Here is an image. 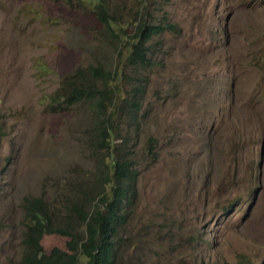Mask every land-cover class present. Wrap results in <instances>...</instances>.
<instances>
[{"label": "rangeland", "instance_id": "obj_1", "mask_svg": "<svg viewBox=\"0 0 264 264\" xmlns=\"http://www.w3.org/2000/svg\"><path fill=\"white\" fill-rule=\"evenodd\" d=\"M109 6L176 27L143 71L140 126L124 147L138 178L115 264H264V0ZM114 45L89 8L0 0V264L23 257L25 199L62 189L89 206L100 191L91 111L47 108L76 69L122 66ZM64 240L44 237V250Z\"/></svg>", "mask_w": 264, "mask_h": 264}, {"label": "trees", "instance_id": "obj_2", "mask_svg": "<svg viewBox=\"0 0 264 264\" xmlns=\"http://www.w3.org/2000/svg\"><path fill=\"white\" fill-rule=\"evenodd\" d=\"M93 10L105 26L112 44H116L122 66L109 72L100 65L78 69L70 75V89L61 96L50 95L47 111H67L80 100H88L95 111L91 144L103 155L98 167L100 191L86 206L89 197L64 202L65 191L58 189L57 199L49 202L33 197L23 202L24 253L20 264H115L118 252V230L124 225L127 208L135 194L137 168L134 158L123 145L134 136L140 123L141 95L145 96L151 69L150 41L154 36L174 29L169 23L147 24L145 18L134 20L111 13L112 0H65ZM115 46V45H114ZM153 62V63H152ZM42 65L38 71L45 72ZM126 71V72H125ZM68 77V76H67ZM130 89L124 91V87ZM45 100V98H44ZM101 117V118H100ZM114 121L116 125H107ZM123 130L126 132L124 133ZM114 140H120L118 144ZM81 190L77 191L78 193ZM65 239L62 246L44 250V237Z\"/></svg>", "mask_w": 264, "mask_h": 264}, {"label": "bare ground", "instance_id": "obj_3", "mask_svg": "<svg viewBox=\"0 0 264 264\" xmlns=\"http://www.w3.org/2000/svg\"><path fill=\"white\" fill-rule=\"evenodd\" d=\"M64 81V86H63V91L61 93H59L58 96H61L63 93H65L66 91H68L70 89V87L68 86L67 83L70 84V81L69 80H63ZM44 105V108H45V102L42 104ZM79 106H82L83 108H88L91 112L88 114V117L90 115H93L91 119L94 120L95 117L99 118V116H95V111L93 110V104L91 103V101H88V100H80V101H77L76 103H74V105H72V107H70V109H74L75 107H79ZM46 109V108H45ZM68 109V110H70ZM48 112V111H47ZM101 118V117H100ZM90 122V120H89ZM88 122V124H89ZM106 124L109 125H116V122L114 121H106ZM91 129L93 130L94 132V128H93V125L91 127ZM94 133L92 134V136L90 137V141L93 137ZM126 146V143L123 145V148ZM93 149V148H92ZM126 150V148H124ZM95 151V149H93ZM97 152V151H95ZM102 159H103V155H101L100 153H97L96 154V162H98L100 165L102 163ZM262 222V221H261ZM264 227V222H262V228Z\"/></svg>", "mask_w": 264, "mask_h": 264}, {"label": "clouds", "instance_id": "obj_4", "mask_svg": "<svg viewBox=\"0 0 264 264\" xmlns=\"http://www.w3.org/2000/svg\"><path fill=\"white\" fill-rule=\"evenodd\" d=\"M111 13H117V11H114L113 10V8H111ZM94 14L96 15V13L94 12ZM117 15H118V17H127V15H125V16H122L121 14H118L117 13ZM134 16V15H133ZM98 17V16H97ZM135 17V16H134ZM139 20L140 19H142V18H145V20H146V23L147 24H149L148 23V19H147V15L146 16H142V15H137L136 16ZM98 19H99V21L100 22H102L101 21V19L98 17ZM164 23H169L167 20H165V19H163V20H159L158 21V23H156V24H158V25H161V24H164ZM152 24V23H151ZM156 24H152V25H156ZM169 24H171V25H173L174 26V29H172V30H166L164 33H162V34H160V35H158V36H154L153 37V39L150 41V54H151V56H153V46H154V44L157 42V41H159L163 36H164V34L165 33H174L175 32V25L174 24H172V23H169ZM101 25L103 26V28H104V30H105V26L101 23ZM78 69H81V68H78ZM78 69H76L75 71H77ZM119 69V67L118 68H116L115 70H113V71H109V72H115V71H117ZM75 71H73V72H71V73H69L68 74V76H70L72 73H74ZM37 72H39L38 70H37ZM43 101V100H42ZM45 102V101H44ZM140 121H141V112H140ZM138 126H140V123L137 125V128L136 129H134L135 131H134V136L136 135V130L138 129ZM123 132L125 133L126 131L125 130H123ZM133 137V136H132ZM130 140V139H129ZM128 140V141H129ZM120 142V140H114V143H116V144H118ZM129 155V154H128ZM137 178H138V175H137V177H136V181H137ZM21 261V260H20ZM18 264H20V262L18 263Z\"/></svg>", "mask_w": 264, "mask_h": 264}]
</instances>
